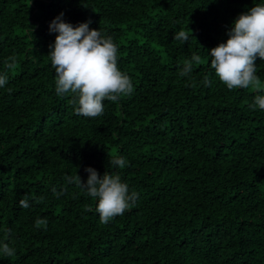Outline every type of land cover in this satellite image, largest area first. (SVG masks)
Segmentation results:
<instances>
[{
  "label": "trees",
  "instance_id": "1",
  "mask_svg": "<svg viewBox=\"0 0 264 264\" xmlns=\"http://www.w3.org/2000/svg\"><path fill=\"white\" fill-rule=\"evenodd\" d=\"M257 3L0 0V241L16 249L0 264H264V111L249 107L264 91L229 90L210 67V49ZM61 13L111 36L134 85L96 118L56 93L49 25ZM181 29L187 42L174 39ZM194 54L202 62L181 77ZM256 67L264 83V60ZM88 166L118 173L135 205L102 224L65 180L86 182Z\"/></svg>",
  "mask_w": 264,
  "mask_h": 264
},
{
  "label": "clouds",
  "instance_id": "2",
  "mask_svg": "<svg viewBox=\"0 0 264 264\" xmlns=\"http://www.w3.org/2000/svg\"><path fill=\"white\" fill-rule=\"evenodd\" d=\"M62 16L61 13L49 25V30L56 33L48 52L55 71V90L58 96H71V105L77 115L96 118L103 114L105 100L117 102L122 97L130 96L134 85L131 78L118 67V45L111 36L90 29V21L73 26L65 22ZM174 39L187 42L189 32L181 29ZM257 57L264 60V3L253 4L234 18L227 39L210 49V67L229 90L252 88L264 91V83L256 75ZM201 62V56L194 54L184 61L179 75L190 77L194 65ZM14 65L15 58L10 57L6 66L12 69ZM7 81V75L0 74V87H4ZM202 83L210 86L211 81L205 76ZM249 107L264 111V95L254 96ZM109 163L123 169L128 162L123 157L114 156ZM85 171L88 173L86 182L77 173L66 176L65 180L74 183L95 201V211L102 224L122 216L135 205L138 193L129 192L127 183L121 180L118 173L105 172L100 176L90 166L85 167ZM19 203L22 208L30 207L26 198ZM86 211H92V208L89 206ZM35 224L38 228L46 229L47 220L37 219ZM15 252L16 249L8 242L0 241V255L11 258Z\"/></svg>",
  "mask_w": 264,
  "mask_h": 264
}]
</instances>
